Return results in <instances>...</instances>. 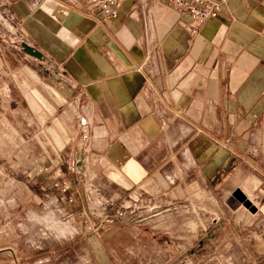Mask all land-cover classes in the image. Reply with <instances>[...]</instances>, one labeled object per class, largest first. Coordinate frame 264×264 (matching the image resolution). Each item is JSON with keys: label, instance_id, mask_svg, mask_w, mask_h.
Segmentation results:
<instances>
[{"label": "crops", "instance_id": "0c3cea01", "mask_svg": "<svg viewBox=\"0 0 264 264\" xmlns=\"http://www.w3.org/2000/svg\"><path fill=\"white\" fill-rule=\"evenodd\" d=\"M117 1V17L104 19L89 0H0L21 41L44 54L38 61L56 83L47 81L70 101L59 113L23 65L0 58L1 76L15 70V84L48 104L31 132L41 152L59 167L91 153L113 182L168 204L223 200L236 189L264 194V0H225L202 24L166 0ZM32 94L31 104L22 99L31 109L39 101ZM70 142L79 153L71 149L67 160ZM133 228L129 244L116 229H98L90 244L99 264H112L114 245L160 257L165 234Z\"/></svg>", "mask_w": 264, "mask_h": 264}, {"label": "rangeland", "instance_id": "374dc122", "mask_svg": "<svg viewBox=\"0 0 264 264\" xmlns=\"http://www.w3.org/2000/svg\"><path fill=\"white\" fill-rule=\"evenodd\" d=\"M15 27L0 4V58L12 69L23 65L32 88L54 106L57 102L61 113L70 101H63L60 85L47 81L56 83L50 66L46 71L44 61L17 55L22 39ZM14 71L0 75V264H99L90 244L98 229H116L118 241L129 244L136 232L133 227L165 234L160 257L139 244L114 245L112 264H264V194L258 188L236 189L212 202L201 197L180 200L181 204H168L162 197L148 202L140 191L109 179L106 175L112 170L91 159V153L83 154L82 173L76 167L80 154L55 166L31 134L45 122L35 112L48 104L34 89L39 101L31 109L22 99L25 95L31 104L32 93L15 84L19 74ZM39 136L45 140L43 133ZM77 147L66 145L64 158L69 160L71 149L75 155ZM63 180L66 190L60 185ZM109 248H104L106 254Z\"/></svg>", "mask_w": 264, "mask_h": 264}, {"label": "built area", "instance_id": "2783aa9c", "mask_svg": "<svg viewBox=\"0 0 264 264\" xmlns=\"http://www.w3.org/2000/svg\"><path fill=\"white\" fill-rule=\"evenodd\" d=\"M172 6L180 9L186 13L195 23L202 24L209 18H214L220 12L221 6L225 0H166ZM90 7L95 10L104 19H114L118 15V1L117 0H89ZM3 14L8 20H13V17L9 15L8 11L3 10ZM59 175V174H58ZM62 177V176H61ZM58 182H55V186ZM65 185L63 190H66L68 184L66 181H62ZM141 193L139 194V196ZM71 201L72 198H69ZM145 200L150 202L155 201L154 198H146Z\"/></svg>", "mask_w": 264, "mask_h": 264}, {"label": "water", "instance_id": "95a60500", "mask_svg": "<svg viewBox=\"0 0 264 264\" xmlns=\"http://www.w3.org/2000/svg\"><path fill=\"white\" fill-rule=\"evenodd\" d=\"M20 46H21L22 51L25 54H27V55L35 58V59H38V60L45 59L44 54L40 50L34 48L33 46H31L27 42L21 41L20 42ZM83 157H84L83 154H80L79 157H78V159H77V161H76V167L78 168V170L81 173L83 172L84 167H85ZM179 203L181 204L182 202H177L176 204H179ZM159 210H160V208H159Z\"/></svg>", "mask_w": 264, "mask_h": 264}]
</instances>
